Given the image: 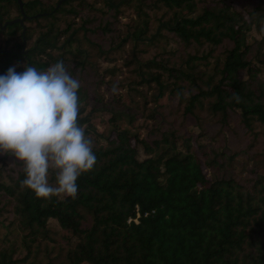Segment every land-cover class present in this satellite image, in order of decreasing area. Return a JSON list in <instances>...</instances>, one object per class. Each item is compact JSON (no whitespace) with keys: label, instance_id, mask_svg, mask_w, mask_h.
I'll use <instances>...</instances> for the list:
<instances>
[{"label":"trees","instance_id":"obj_1","mask_svg":"<svg viewBox=\"0 0 264 264\" xmlns=\"http://www.w3.org/2000/svg\"><path fill=\"white\" fill-rule=\"evenodd\" d=\"M61 60L98 162L45 202L0 155V264H264V0H0V75Z\"/></svg>","mask_w":264,"mask_h":264},{"label":"clouds","instance_id":"obj_2","mask_svg":"<svg viewBox=\"0 0 264 264\" xmlns=\"http://www.w3.org/2000/svg\"><path fill=\"white\" fill-rule=\"evenodd\" d=\"M0 75V155L22 164L21 189L38 199L78 197V179L97 165L94 141L78 123L81 82L57 61L46 70L25 62ZM118 91L113 85L112 92ZM232 99L241 103L238 93ZM55 173V185L49 182Z\"/></svg>","mask_w":264,"mask_h":264},{"label":"water","instance_id":"obj_3","mask_svg":"<svg viewBox=\"0 0 264 264\" xmlns=\"http://www.w3.org/2000/svg\"><path fill=\"white\" fill-rule=\"evenodd\" d=\"M23 8V7H22ZM23 10V9H22ZM25 20H27V16L24 14V18L23 19H17L15 21H11V22H8L4 25V29L9 26V25H13V24H16V23H19L21 24L22 26L24 25V22ZM24 33H25V30H24Z\"/></svg>","mask_w":264,"mask_h":264},{"label":"rangeland","instance_id":"obj_4","mask_svg":"<svg viewBox=\"0 0 264 264\" xmlns=\"http://www.w3.org/2000/svg\"><path fill=\"white\" fill-rule=\"evenodd\" d=\"M254 37H258V35L256 34V32H253L252 33ZM105 67H109L108 65H105ZM6 230L3 229L1 226H0V239H4L5 236H6Z\"/></svg>","mask_w":264,"mask_h":264},{"label":"built area","instance_id":"obj_5","mask_svg":"<svg viewBox=\"0 0 264 264\" xmlns=\"http://www.w3.org/2000/svg\"><path fill=\"white\" fill-rule=\"evenodd\" d=\"M139 218H140V214H138L137 218L134 219V222L139 223ZM132 221H133V219H130L129 223L132 222Z\"/></svg>","mask_w":264,"mask_h":264}]
</instances>
